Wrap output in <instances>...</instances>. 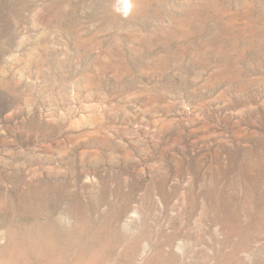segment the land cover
<instances>
[{
  "label": "rangeland",
  "instance_id": "rangeland-1",
  "mask_svg": "<svg viewBox=\"0 0 264 264\" xmlns=\"http://www.w3.org/2000/svg\"><path fill=\"white\" fill-rule=\"evenodd\" d=\"M0 264H264V0H0Z\"/></svg>",
  "mask_w": 264,
  "mask_h": 264
}]
</instances>
